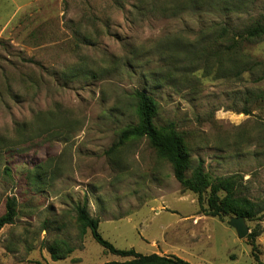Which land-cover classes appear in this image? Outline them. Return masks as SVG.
<instances>
[{
    "label": "rangeland",
    "instance_id": "obj_1",
    "mask_svg": "<svg viewBox=\"0 0 264 264\" xmlns=\"http://www.w3.org/2000/svg\"><path fill=\"white\" fill-rule=\"evenodd\" d=\"M183 1L0 0V210L7 196L18 201L0 230V264L128 260L78 223V204L118 249L258 264L254 239L264 263V217L246 220L239 239L229 217L200 213L147 137L110 150L139 123L133 93L144 90L159 103L157 123L184 133L193 166L201 161L211 182L237 175L241 195L264 201V65L208 68L191 54L201 30L264 21V0ZM241 47L246 64L264 61V40Z\"/></svg>",
    "mask_w": 264,
    "mask_h": 264
},
{
    "label": "trees",
    "instance_id": "obj_2",
    "mask_svg": "<svg viewBox=\"0 0 264 264\" xmlns=\"http://www.w3.org/2000/svg\"><path fill=\"white\" fill-rule=\"evenodd\" d=\"M210 0H184L181 5L184 7L195 6L200 2L211 4ZM180 4L174 8H179ZM208 33L215 34L211 39L207 38ZM264 40V21L257 19L240 30H231L229 27L214 29L211 27L201 30L197 41L193 43L191 54L198 55L209 68L211 64H218L219 67L225 61H240L242 70L248 68L253 70L256 67H263L264 61H255L253 65L246 64L241 59L243 55L241 42H257ZM240 72V71H239ZM238 72V74H239ZM264 72V69H263ZM81 73V72H79ZM84 76L93 77L91 71L83 73ZM79 76L78 72L72 78ZM134 97L137 100V115L139 123L135 126H128L119 136L118 141L112 145L111 151L116 150L124 142L132 138L147 137L151 146L157 150L160 156L168 160L172 166L173 175L183 190L190 191L198 196L200 213L205 216L218 217L225 220L226 217H244L246 220H253L257 216L264 217V201L262 204L252 201L240 193V183L237 175L220 177L211 182L208 173L205 172L203 163L193 166L184 133L178 128L175 121L169 120L163 125L156 121L159 103L157 99L144 90H135ZM246 114H249L248 112ZM190 170V176L188 171ZM3 173L11 178V169L5 166ZM209 191L205 202L204 194ZM221 192L224 195H221ZM206 204V205H205ZM18 216V201L15 196H7L4 200V209L0 210V230L15 222ZM76 219L84 229H89L93 239L102 246L107 253L127 258L124 262L112 261L104 264H190L186 260L175 255L161 256L157 253L142 254L134 249L122 250L116 248L112 243L105 240L99 232L100 220L89 214L87 205H77ZM252 237V236H251ZM252 257L258 264H264L256 253L254 239L250 243ZM55 260L61 259L57 256L54 248L50 249Z\"/></svg>",
    "mask_w": 264,
    "mask_h": 264
},
{
    "label": "water",
    "instance_id": "obj_3",
    "mask_svg": "<svg viewBox=\"0 0 264 264\" xmlns=\"http://www.w3.org/2000/svg\"><path fill=\"white\" fill-rule=\"evenodd\" d=\"M228 225L236 230L239 239H243L249 234V228L246 219L242 216L231 217Z\"/></svg>",
    "mask_w": 264,
    "mask_h": 264
},
{
    "label": "crops",
    "instance_id": "obj_4",
    "mask_svg": "<svg viewBox=\"0 0 264 264\" xmlns=\"http://www.w3.org/2000/svg\"><path fill=\"white\" fill-rule=\"evenodd\" d=\"M158 254V253H157ZM160 255V254H159ZM161 256H164V255H161Z\"/></svg>",
    "mask_w": 264,
    "mask_h": 264
}]
</instances>
